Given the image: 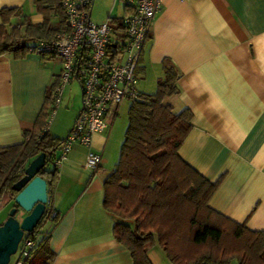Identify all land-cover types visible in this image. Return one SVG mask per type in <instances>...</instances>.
Masks as SVG:
<instances>
[{
	"label": "crops",
	"instance_id": "obj_1",
	"mask_svg": "<svg viewBox=\"0 0 264 264\" xmlns=\"http://www.w3.org/2000/svg\"><path fill=\"white\" fill-rule=\"evenodd\" d=\"M4 7L21 10L8 29L20 26L23 16L42 21L33 0H0ZM124 13L122 4L119 15L109 12L107 18ZM52 21L56 25V17ZM165 64L177 77L176 93L164 102L174 112H190L191 128L178 153L209 181L219 180L209 206L264 230V0H162L136 67L140 93L155 92ZM61 69L57 57L0 55V147L22 142ZM120 133L114 119L108 130L94 134L91 149L102 156L96 172L85 168L87 148L77 143L55 164L47 204L57 218L47 219L40 231L55 253L50 264H133L113 232L115 222H132L103 206V181L117 162ZM12 203L0 199V224ZM146 255L151 264H172L157 244Z\"/></svg>",
	"mask_w": 264,
	"mask_h": 264
},
{
	"label": "trees",
	"instance_id": "obj_2",
	"mask_svg": "<svg viewBox=\"0 0 264 264\" xmlns=\"http://www.w3.org/2000/svg\"><path fill=\"white\" fill-rule=\"evenodd\" d=\"M33 3L42 21L33 23L23 16L22 24L10 29V18L20 15L21 10L0 9V55L22 56L32 44L53 39L64 27L59 0ZM109 18L121 27L119 18ZM176 77L173 66L165 64L155 92H139L128 108V125L118 161L103 181L104 208L120 220L132 222L131 226L115 222L114 236L129 251L133 264H151L146 250L153 244L163 250L172 264H229L231 260L238 264H264V230L250 229L244 222H236L211 208L208 202L219 180L209 181L178 153L191 124L189 110L174 112L164 102L176 93ZM57 81L49 88L34 126L22 132V142L0 147V199H12L13 183L41 152L45 153L46 162L38 174L47 182V194L56 178V154L64 138L52 136L46 125L47 105ZM52 209L46 204L36 227L24 233L19 243L21 248L25 240H34L25 264H50L55 256L48 245V235H40ZM56 218L57 214L50 219Z\"/></svg>",
	"mask_w": 264,
	"mask_h": 264
},
{
	"label": "built area",
	"instance_id": "obj_3",
	"mask_svg": "<svg viewBox=\"0 0 264 264\" xmlns=\"http://www.w3.org/2000/svg\"><path fill=\"white\" fill-rule=\"evenodd\" d=\"M122 1L125 13L119 18L121 27H118L111 23L110 16L103 23L91 21L93 0H59L64 27L53 39L40 40L29 47L30 52L57 57L62 62L48 120L61 102L64 87L72 79L81 85L80 107L59 147L55 164L77 143L87 148L85 168L96 172L102 156L91 149L94 134L109 129L125 99L133 101L138 96L136 67L162 0ZM117 31L119 35L113 38ZM55 216L52 209L48 219ZM33 246L34 240L30 239L21 248L18 246L15 264H25Z\"/></svg>",
	"mask_w": 264,
	"mask_h": 264
},
{
	"label": "water",
	"instance_id": "obj_4",
	"mask_svg": "<svg viewBox=\"0 0 264 264\" xmlns=\"http://www.w3.org/2000/svg\"><path fill=\"white\" fill-rule=\"evenodd\" d=\"M45 162V153H39L29 161L22 176L11 187L14 191V206L0 224V264H9L24 233L31 232L36 227L46 210L47 182L38 174Z\"/></svg>",
	"mask_w": 264,
	"mask_h": 264
},
{
	"label": "rangeland",
	"instance_id": "obj_5",
	"mask_svg": "<svg viewBox=\"0 0 264 264\" xmlns=\"http://www.w3.org/2000/svg\"><path fill=\"white\" fill-rule=\"evenodd\" d=\"M122 0H94L91 6V21L95 23H103L107 20L108 13L112 15H119L121 11ZM119 35V32L112 35L113 38ZM81 85L77 79L72 81L64 87V93L61 97L55 114L48 120V128L50 133L59 138H65L69 129L68 124L71 123L77 110L80 107ZM131 101L124 100L118 109V114L115 117V125H120V142L117 161L119 158L120 147L124 138V133L128 125V108ZM70 125V124H69ZM18 256V251L11 256L9 264H13Z\"/></svg>",
	"mask_w": 264,
	"mask_h": 264
}]
</instances>
